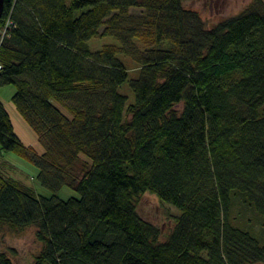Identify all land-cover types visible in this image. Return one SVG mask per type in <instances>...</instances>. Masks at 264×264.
<instances>
[{
  "label": "trees",
  "instance_id": "obj_1",
  "mask_svg": "<svg viewBox=\"0 0 264 264\" xmlns=\"http://www.w3.org/2000/svg\"><path fill=\"white\" fill-rule=\"evenodd\" d=\"M4 27L0 87H16L45 151L1 99L0 146L54 193L0 163V228H37L33 264L264 262V223L258 236L244 218L264 222V0L211 28L183 0H6ZM107 37L119 45L92 49ZM64 186L79 197L59 198ZM147 192L181 212L165 241L137 210ZM0 264L15 263L0 251Z\"/></svg>",
  "mask_w": 264,
  "mask_h": 264
},
{
  "label": "rangeland",
  "instance_id": "obj_2",
  "mask_svg": "<svg viewBox=\"0 0 264 264\" xmlns=\"http://www.w3.org/2000/svg\"><path fill=\"white\" fill-rule=\"evenodd\" d=\"M255 0H183L186 8L197 10L206 23L207 28H211L223 19L238 15ZM114 45L117 41L113 37L97 38L91 41L92 49L97 50L104 45ZM124 60L130 67L131 77H135L137 65L132 59L124 57ZM17 89L14 85L0 87V99L9 112L15 132L18 137L27 146H32L38 154L44 153L45 149L39 140L36 132L31 128L27 121L18 111L12 98ZM122 92L128 95L129 103L134 101V93L127 84ZM66 115L70 113L60 104H56ZM182 106H179L180 110ZM0 163L3 172L13 177L28 187L33 189L38 196L51 197L54 193L42 185L38 179L39 169L28 159L8 151H2L0 146ZM56 195L67 200L71 197H79V193L72 187L64 186ZM137 210L141 217L154 223L161 229V241H165L175 226L179 209L162 201L156 194L147 192L140 197ZM240 211V206L236 207ZM245 227L250 229L256 235L260 236L263 231V218L252 208L244 214ZM43 248V242L37 236V228L29 227L23 231H12L7 227L0 228V251L7 253L15 264H33L36 257ZM255 264H264L259 262Z\"/></svg>",
  "mask_w": 264,
  "mask_h": 264
},
{
  "label": "water",
  "instance_id": "obj_3",
  "mask_svg": "<svg viewBox=\"0 0 264 264\" xmlns=\"http://www.w3.org/2000/svg\"><path fill=\"white\" fill-rule=\"evenodd\" d=\"M5 3H6V0H0V20H1L2 14L4 12Z\"/></svg>",
  "mask_w": 264,
  "mask_h": 264
},
{
  "label": "built area",
  "instance_id": "obj_4",
  "mask_svg": "<svg viewBox=\"0 0 264 264\" xmlns=\"http://www.w3.org/2000/svg\"><path fill=\"white\" fill-rule=\"evenodd\" d=\"M7 29H8V27H4L3 29L2 28L0 29V36L1 37H3L6 34ZM1 67L2 66L0 65V69H1Z\"/></svg>",
  "mask_w": 264,
  "mask_h": 264
}]
</instances>
